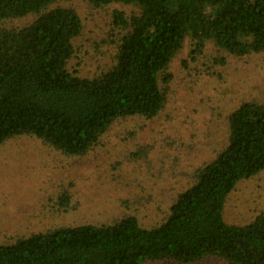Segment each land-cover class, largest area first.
<instances>
[{"label": "trees", "instance_id": "trees-1", "mask_svg": "<svg viewBox=\"0 0 264 264\" xmlns=\"http://www.w3.org/2000/svg\"><path fill=\"white\" fill-rule=\"evenodd\" d=\"M81 1L91 11H107L110 33L103 42L115 50L111 66L92 77L69 69L86 29L71 0H0V145L22 136L66 157H87L121 121L162 116L171 102L172 64L186 46L184 68L209 47L222 65L227 56L264 54V0ZM199 132L187 140L164 134L138 143L139 131H127L121 141L136 145L124 158L144 167L146 180L131 189L133 175H115L125 181L116 198L122 215L25 234L23 208L17 219L10 210L2 224L20 226L9 236L0 232V264H264V205L244 222L226 218L230 195L264 174V100H243L228 111L221 140L196 161ZM165 171L181 180L169 185L160 220L145 225L134 210L151 201L148 191L166 179ZM58 186L50 206L70 213L78 206L72 183Z\"/></svg>", "mask_w": 264, "mask_h": 264}, {"label": "rangeland", "instance_id": "rangeland-1", "mask_svg": "<svg viewBox=\"0 0 264 264\" xmlns=\"http://www.w3.org/2000/svg\"><path fill=\"white\" fill-rule=\"evenodd\" d=\"M71 2L84 16L86 29L77 42L78 47L80 45L79 59L71 61L69 69L77 71L79 76L92 77L111 66L115 52L112 45L103 42L108 40L110 33L107 11H91L81 0ZM116 7L127 12L130 10L121 5ZM187 53L186 46L172 64L175 79L171 85V102L162 116L154 122L137 119L121 121L86 158L66 157L44 147L36 138L20 136L0 145V232L7 230L6 235L9 236L10 230L13 233L19 230L20 223L10 228L2 223L10 210L13 218L21 217L20 206L24 211V220H28L23 226L22 233L25 234L52 225L96 224L120 216L124 208L116 198L124 195V189H120L124 180H115V175H133L127 179L131 189L146 178L144 167L131 164L124 158L135 150L136 145L130 139L121 141L122 137L127 138V131H139L138 143H154L153 137L160 138L164 134L187 140L191 131L198 129L199 137L193 142L196 146L191 155L197 161L206 157L221 140L228 111L243 100H264V54L245 58L227 56V63L222 65L214 61L216 54L209 47L206 54L199 58L200 61L191 62L188 68H184L180 60L185 59ZM207 132L214 137L208 142L203 136ZM167 158L164 159L166 162ZM117 162L120 169L115 171L113 167ZM132 168L135 174H130ZM164 175L166 179L155 180L156 184L149 189L152 198L147 206L134 210L145 225L160 220L169 206V185L181 180L177 173L165 171ZM68 182L72 183L73 205L78 203V206L70 213H57L50 206L49 199L55 196L58 185ZM263 205L264 174L240 184L230 195L226 218L230 222H244ZM3 235L0 234L1 242ZM205 264L222 263L211 260Z\"/></svg>", "mask_w": 264, "mask_h": 264}]
</instances>
